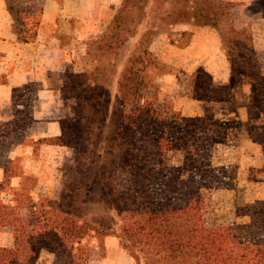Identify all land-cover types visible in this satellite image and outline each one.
Here are the masks:
<instances>
[{"label":"trees","instance_id":"1","mask_svg":"<svg viewBox=\"0 0 264 264\" xmlns=\"http://www.w3.org/2000/svg\"><path fill=\"white\" fill-rule=\"evenodd\" d=\"M39 1L7 2L20 42L36 39L42 12ZM231 32L233 39L228 42L235 44L244 60L252 59V36L234 27ZM145 54L142 75H137L130 87L119 85L115 138L119 143L117 147L113 143L115 151L100 167L104 185L122 206L120 235L124 248L138 264L142 254L148 263L154 260L157 264H264V203L235 213L236 218L247 221L213 220V194L226 188L227 179V168L215 164L214 155L221 146L234 142L243 124L235 119L218 120L213 115L185 116L167 111L159 105L158 88L150 73L157 62L152 53ZM227 56L235 69L238 61L234 52L228 51ZM238 70L242 82L251 88L252 118L259 121L249 125V132L264 153V75L242 66ZM63 77L62 97L64 101L74 100L73 114L60 121L61 134L50 141L72 148L80 161L90 148L89 113L81 96L74 92L82 75L66 72ZM193 94L201 101L217 99L212 76L204 69L194 76ZM22 99L24 107L19 106ZM35 99L33 83L14 88V126L22 130L31 127ZM44 200L42 196L35 198L22 175L5 165L0 181V227L13 230L14 245L0 246V264H21L28 252L35 259L42 249L53 251L58 264H90L104 253L100 236L109 233L108 229L73 218L68 212L56 213Z\"/></svg>","mask_w":264,"mask_h":264},{"label":"rangeland","instance_id":"2","mask_svg":"<svg viewBox=\"0 0 264 264\" xmlns=\"http://www.w3.org/2000/svg\"><path fill=\"white\" fill-rule=\"evenodd\" d=\"M233 27L247 31L253 38L255 53L249 61L244 60L234 43L228 42L233 37ZM192 29H200L193 52L208 60L205 66L213 75L216 100L200 101L194 97V76L203 68L194 67L188 49ZM83 49L79 64L68 72L82 75L74 92L81 96L89 113L88 153L78 161L72 148L52 144L53 138H29V129L22 130L11 120L0 122V157L14 146H30L29 169L24 170L22 159L4 162H8L14 174L22 175L35 198L42 196L56 213L68 212L73 218L108 229L109 233L100 236L104 253L94 257L90 264H138L124 248L120 235L122 206L104 185L100 167L115 151L113 143L115 147L119 143L115 140L119 85L130 87L136 76L142 75L146 51L157 62L150 73L158 88L160 106L181 114V106L191 113L203 109V117L213 115L218 120L235 119L243 124L234 142L221 146L214 155L213 162L227 168V179L226 188L214 193L212 202L216 210L213 220L247 221L244 217L236 218L235 213L244 212L242 208L246 206L257 208L264 203V153L260 142L249 132V125L259 121L252 118L253 95L250 86L242 82L238 69L242 66L264 75V0H124L110 24L86 40ZM228 51L234 52L238 61L235 69ZM64 81L62 77V89ZM145 92L152 94L149 89ZM19 102L20 107L25 106L23 99ZM61 103L56 112L60 121L73 114L74 100L64 101L61 94ZM11 242L13 230L0 227V245ZM21 264H58V259L53 251L42 249L35 259L28 252ZM141 264L157 263H148L142 254Z\"/></svg>","mask_w":264,"mask_h":264},{"label":"crops","instance_id":"3","mask_svg":"<svg viewBox=\"0 0 264 264\" xmlns=\"http://www.w3.org/2000/svg\"><path fill=\"white\" fill-rule=\"evenodd\" d=\"M8 0H0V122L13 120V90L33 83L36 99L32 105L34 122L26 136L34 140L54 138L61 134L60 117L56 112L62 105V77L79 64L86 40L97 35L112 21L113 14L124 0H40L42 12L36 39L20 42L13 30L14 20L7 7ZM200 29H192L190 52L193 65L212 76L202 60L194 55ZM215 47V44H212ZM191 64V63H190ZM201 101V100H200ZM198 102V101H197ZM202 104V102H201ZM185 116H201L202 110L191 113L179 108ZM0 181L4 178L6 160H23L24 170L31 166L32 149L14 146L0 157ZM8 164V162H7ZM9 245H0L11 247Z\"/></svg>","mask_w":264,"mask_h":264}]
</instances>
